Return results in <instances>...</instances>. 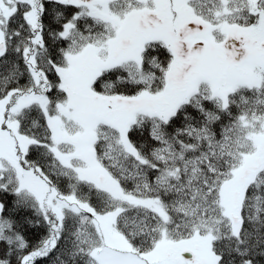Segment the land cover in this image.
Masks as SVG:
<instances>
[{"label":"snow or ice","instance_id":"1","mask_svg":"<svg viewBox=\"0 0 264 264\" xmlns=\"http://www.w3.org/2000/svg\"><path fill=\"white\" fill-rule=\"evenodd\" d=\"M45 262L264 264V0H0V264Z\"/></svg>","mask_w":264,"mask_h":264},{"label":"trees","instance_id":"2","mask_svg":"<svg viewBox=\"0 0 264 264\" xmlns=\"http://www.w3.org/2000/svg\"><path fill=\"white\" fill-rule=\"evenodd\" d=\"M25 234L27 238L34 243L35 240L43 234V229H26ZM46 264V262H45Z\"/></svg>","mask_w":264,"mask_h":264}]
</instances>
